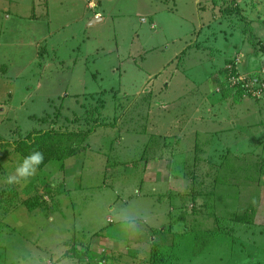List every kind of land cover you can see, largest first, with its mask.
Instances as JSON below:
<instances>
[{
    "label": "rangeland",
    "instance_id": "374dc122",
    "mask_svg": "<svg viewBox=\"0 0 264 264\" xmlns=\"http://www.w3.org/2000/svg\"><path fill=\"white\" fill-rule=\"evenodd\" d=\"M263 81L264 0H0V264H264Z\"/></svg>",
    "mask_w": 264,
    "mask_h": 264
},
{
    "label": "crops",
    "instance_id": "0c3cea01",
    "mask_svg": "<svg viewBox=\"0 0 264 264\" xmlns=\"http://www.w3.org/2000/svg\"><path fill=\"white\" fill-rule=\"evenodd\" d=\"M92 18H94V17H92ZM236 125H237V123H236ZM217 128L218 127H214L211 130V131H213L215 133L211 134L212 132H210V134H211L210 135V137H211L210 139L212 140V142H214V145H216L217 142H219L221 140V135H220V137H218L217 134H216L218 132V130L219 129H221L223 131L225 130L224 127H223L224 129L221 128V127H219L218 129ZM231 132H232V130H230V131L228 130L227 131V133H231ZM193 143H194V141H193ZM189 151H186L187 155H190L188 153ZM181 155L182 154L180 153L179 154L180 158L184 157L183 155L182 156ZM188 159H189V157H187V162L189 161ZM181 160L182 159H180V161ZM198 160H200L201 164H203L201 157ZM187 162L184 161L185 165L187 164ZM117 212L120 213V211H118L117 209H114L111 206L109 209L105 210L104 213L101 214V217H102L101 222L103 223L104 221H107L105 223V233H106V235H105L104 238L102 237L105 241L101 242V243L105 244V248H103V249H104V253H106V256H107L106 261H108L109 263L112 262L113 264H120L122 262L123 263L127 262L128 264H141L142 261H146L148 259V256H149V259H151L152 255H153L152 253H154L153 250H152V246L158 244V242L156 240L157 237H151V238H148V239L140 238V240L138 238L134 242L133 240H131V239H136V238H131V237H133L132 236V234H133L132 232L133 231L128 229V233L131 236L120 237L119 233L118 234L115 233L114 235H117V236L112 237V239L111 238H106L107 235L110 233V232H108V230H113L115 228V226L118 227V230H121L122 224L116 225L117 223L113 222L115 219H117L119 217V214H117ZM88 213L92 214L91 209H89ZM127 213L130 214L131 211H127ZM107 214H109V215L107 216ZM131 215H133V214H130V216ZM108 218L111 219V220L108 221L109 220ZM124 218H126V217H124V216L121 217V219H124ZM144 225L145 226L142 227L143 230L146 229V224L144 223ZM118 237H120V238H118ZM129 242L130 243L133 242L134 245H137V246L135 248H133L130 244H128ZM163 244L166 245V243H163ZM127 245H128V247H126ZM145 245L147 247H149L148 250H147V248L143 249ZM106 246H107V248H106ZM111 246H112V248H110ZM105 249H107V250H105ZM124 256H127L129 258V260L125 259ZM144 258H145V260H144Z\"/></svg>",
    "mask_w": 264,
    "mask_h": 264
},
{
    "label": "clouds",
    "instance_id": "9594fccd",
    "mask_svg": "<svg viewBox=\"0 0 264 264\" xmlns=\"http://www.w3.org/2000/svg\"><path fill=\"white\" fill-rule=\"evenodd\" d=\"M43 155L40 152H33L26 157L23 163L16 169V174L20 177H27L32 175L35 171V167L41 163ZM15 180L14 176L8 177V183L11 184Z\"/></svg>",
    "mask_w": 264,
    "mask_h": 264
},
{
    "label": "trees",
    "instance_id": "16d2710c",
    "mask_svg": "<svg viewBox=\"0 0 264 264\" xmlns=\"http://www.w3.org/2000/svg\"><path fill=\"white\" fill-rule=\"evenodd\" d=\"M31 138H32V136H28L27 139H24V140H21V141L18 142L19 144H22V145L25 146V151H26V152H27V151H29V152H31V151H35L37 145L39 144V142L37 141V138H36V137H33V139L29 141V139H31ZM28 142H29V143H28ZM28 144H30V146L27 148V145H28ZM48 154H49V151L46 150V151H44L43 156H48ZM206 245H207V244H205L204 246H206ZM154 248H155V245L152 246V250H154ZM153 252H154V251H153ZM152 254H153L152 257H154V258L152 259V264H155V262L157 261V259H156L157 255H156L155 252L152 253ZM161 256H162V255H161ZM152 257H151V258H152ZM162 257H164V256H162Z\"/></svg>",
    "mask_w": 264,
    "mask_h": 264
},
{
    "label": "built area",
    "instance_id": "2783aa9c",
    "mask_svg": "<svg viewBox=\"0 0 264 264\" xmlns=\"http://www.w3.org/2000/svg\"><path fill=\"white\" fill-rule=\"evenodd\" d=\"M264 90V81L261 85H259V89H258V92H262Z\"/></svg>",
    "mask_w": 264,
    "mask_h": 264
},
{
    "label": "water",
    "instance_id": "95a60500",
    "mask_svg": "<svg viewBox=\"0 0 264 264\" xmlns=\"http://www.w3.org/2000/svg\"><path fill=\"white\" fill-rule=\"evenodd\" d=\"M96 19H98V18H97V17H94V18L90 21V23H93V21L96 20Z\"/></svg>",
    "mask_w": 264,
    "mask_h": 264
}]
</instances>
